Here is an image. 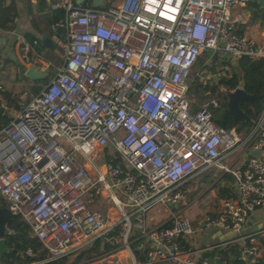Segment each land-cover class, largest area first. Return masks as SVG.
Here are the masks:
<instances>
[{
    "label": "built area",
    "instance_id": "2783aa9c",
    "mask_svg": "<svg viewBox=\"0 0 264 264\" xmlns=\"http://www.w3.org/2000/svg\"><path fill=\"white\" fill-rule=\"evenodd\" d=\"M82 2H60L67 17L52 28L67 32L66 40L54 36L63 64L0 129V196L11 215L23 217L50 259L100 239L102 247L116 245L105 254L126 247L127 264H214L204 253L217 247L258 264L264 230L246 232V225L264 206V107L242 137L214 121L219 98L199 109L190 98L191 71L204 52L222 63L264 60V32H248L254 0ZM22 41L21 59L33 66ZM214 169L234 176L237 195L195 226L183 185ZM104 202L115 203L118 219L103 212ZM159 204L177 210L151 225L149 211ZM206 228L233 236L188 246ZM15 233L6 225V238Z\"/></svg>",
    "mask_w": 264,
    "mask_h": 264
},
{
    "label": "trees",
    "instance_id": "16d2710c",
    "mask_svg": "<svg viewBox=\"0 0 264 264\" xmlns=\"http://www.w3.org/2000/svg\"><path fill=\"white\" fill-rule=\"evenodd\" d=\"M88 5L92 4V0H86ZM257 7V3H253ZM61 15H54L47 21V24L50 26L55 25L64 21L65 10H61ZM13 28V26H11ZM58 34L62 35L61 37L65 39V28L57 27ZM240 31H244L241 29ZM26 39L31 42L34 47L40 53L43 49L41 43H34L37 41L36 37L30 33L26 34ZM211 52H204L197 60L196 64L193 66L191 75H190V98L194 101V109H199L202 106L206 105L213 97L219 98L220 105L216 108H213V119L214 121L227 129L236 128L242 137L247 136L263 110L264 107V60L259 58H252L248 56L240 57L236 60V65H233L230 60H226L220 67L217 64V56L213 57L212 61H208ZM50 56L49 58H53ZM8 62L12 61L11 58L7 59ZM61 58L56 64H63ZM215 63L218 68L213 66L214 73H221L218 78H214L213 83L204 82L202 76L200 75L201 69L205 65H213ZM0 64H2V57L0 55ZM224 73V75L222 74ZM55 74V72H54ZM50 81V80H49ZM48 79H38L35 81L33 86L34 94H38L44 88V86L49 82ZM1 82V80H0ZM46 83V84H45ZM237 87H242L248 94H256L262 96L260 101H255L253 103L248 102L247 100H240L239 105L244 110V112L249 116L248 119L240 120L237 124H234V116L227 106H223V103L228 100V95L230 90L236 89ZM225 89V90H224ZM0 93L3 95V98L7 101L8 107H14L16 110H20L22 107V100L20 95L13 94L2 90L0 87ZM30 98V97H29ZM27 98L25 101L29 100ZM24 101V102H25ZM1 102V100H0ZM23 102V103H24ZM10 121V116L6 113L0 114V129L6 126ZM232 174H226V182H214L215 180L212 177L204 178L203 182L213 183V187L216 191V202L219 203L221 199L224 198H235L236 192L233 187L230 186V181H232ZM193 183V180L186 182ZM9 203L0 196V208L8 207ZM209 214H213L210 213ZM216 214V213H214ZM9 227L15 229L14 235H9L7 237V246L10 248V251L7 252L3 258V264H76L88 258L90 253L94 250H98L101 246V240L98 239L92 245V248L89 250H78L75 252L68 253L62 257L50 259L48 250L43 246L42 242L31 235V230L29 224L23 219L20 215L12 214L7 223ZM197 225V222H196ZM116 247L115 244L111 242H105L103 244V251H111ZM32 249V254H28L27 250ZM230 249H233L236 252V246H230ZM228 249L217 247L211 251L204 253L205 256L209 257L211 260H214V264H219L215 261L217 257L221 261H226L225 264H230L227 258ZM258 264H264V256Z\"/></svg>",
    "mask_w": 264,
    "mask_h": 264
},
{
    "label": "crops",
    "instance_id": "0c3cea01",
    "mask_svg": "<svg viewBox=\"0 0 264 264\" xmlns=\"http://www.w3.org/2000/svg\"><path fill=\"white\" fill-rule=\"evenodd\" d=\"M62 0H37V2H33L32 0H0V38H5L6 43H0V55L2 57V64H0V87L2 90H5L4 81L9 80L7 74H4V70H14L17 74L19 73L18 66L12 60L8 62V58H11L12 54H15L18 58L21 59V50L23 46L24 40L26 43L30 44L32 51H31V59L33 62V66L37 68L35 65L40 64V68H37L39 71L47 72L48 75L50 73V66L52 65V61L56 56L55 53H58L59 50L61 53L63 51L62 47L54 40V36L58 35L62 40L67 39V32H65V39H63L58 34V29L55 30L52 26L47 24L45 20L49 19L50 17L56 15H61V10H65L63 15L65 16L64 21L67 17L66 7H64L60 2ZM110 0H108L109 2ZM74 2H78V0H74ZM85 6L93 7L92 4L88 5L86 1L82 2ZM255 7V15L262 12L260 8L261 5L257 4ZM62 21V22H64ZM13 26V28H11ZM60 27V26H59ZM66 30V29H65ZM32 34L36 37L37 41H34L33 44L41 43L43 46L42 51L39 53L36 47L31 44L26 39V34ZM46 38L50 39L51 41H47L45 43ZM55 56L53 58H49L50 56ZM22 60V59H21ZM31 66V65H30ZM52 67V66H51ZM58 70V68H57ZM56 73V72H55ZM55 74H53L54 76ZM52 76V77H53ZM51 77V78H52ZM0 100L1 104L4 107V112L8 107L7 101L3 98V95L0 93ZM11 117V116H10ZM226 174L230 173H219V170H209L203 173H199L195 175L192 180H197L198 182V190L201 192L199 195L209 194L211 193L212 196L216 198V191L213 187V183H205L203 182L204 178L212 177L215 181L214 182H226ZM232 181H230V186L235 190V178L233 175ZM236 192V191H235ZM210 194V195H211ZM222 199L219 201L221 203ZM102 208H104V212L110 215L112 218H119V213L117 209H113L112 206L109 207L107 202L100 204ZM220 205V204H219ZM165 211L171 209V205L168 208L163 207ZM219 207L213 211L217 213ZM177 210V207L174 211ZM173 211V212H174ZM211 214V215H213ZM148 222L151 225L154 224H161L165 222L168 218L158 222L154 215L148 216ZM201 219V218H200ZM195 226H199V220H192ZM197 222V225H196ZM201 227H205L203 222L201 223ZM264 230V206L259 207L256 211H254L247 222L246 225V232L252 231H262ZM233 234L230 232H224L219 229H208L204 230L203 234H196L192 238L189 239L188 246L192 248L202 247L207 243H215L218 241H223L231 238ZM85 251V249H84ZM94 253V252H93ZM91 252V256L93 254ZM264 256V255H263ZM90 258V257H89ZM89 258H85L79 263L76 264H88L86 261ZM229 262L230 258L227 256ZM263 258V257H262ZM219 264H225L226 261H221L219 257L216 258ZM216 261V260H215ZM33 264V263H30ZM230 264H248L244 261H238L235 258H231Z\"/></svg>",
    "mask_w": 264,
    "mask_h": 264
},
{
    "label": "rangeland",
    "instance_id": "374dc122",
    "mask_svg": "<svg viewBox=\"0 0 264 264\" xmlns=\"http://www.w3.org/2000/svg\"><path fill=\"white\" fill-rule=\"evenodd\" d=\"M249 25L251 27V30H248V32L254 37L258 38L261 36L262 32H264V19L260 17L259 13H256V15L251 16ZM55 54L56 56L54 57L52 61V65H51L52 67L50 66L49 68L50 73L47 77H45L46 79H48V81L51 79L54 72H57V68H59L62 65V64L60 65L56 64L58 60L61 58V60L64 61L63 52L61 53V51L59 50V52ZM226 60H230L233 65H236V60H232L231 58H226ZM217 64H219L221 67L223 63L221 61H217ZM219 65L217 66L215 63H213V65L212 64L209 66L205 65L201 69L200 75L202 76V79L204 82L207 81V82L213 83L214 78L219 77L221 73L213 72V66L218 68ZM35 66L37 68H40V64H36ZM15 73L16 72L11 69L4 70V74H7V77L9 78V80L4 81V84L6 87L5 91L12 92L13 94H16V95H20L21 100L24 102L27 98L29 97L31 98L34 95L33 86L37 79L28 78L22 75L20 72L17 74ZM17 111L18 110H16L14 107L6 108V113L9 116L16 115ZM183 190L185 191V198L182 204L184 205V202L191 203L189 208L185 210L186 217H189L191 220H199L200 218H203L209 215V212L213 213V211L216 210L220 206L219 205L220 203L216 202L215 196H212L211 193L199 195L201 192H199L198 190L197 180L193 181V183L191 182L188 185H185L183 187ZM107 204L109 205V207L112 206L113 209H117L115 206V203L112 202V203H107ZM163 207L164 206L161 204L154 206L149 211V216L154 215L156 220L158 222H161L162 220L169 218L172 212L176 208V206H171V209L165 211ZM181 207L182 206H180L179 208ZM101 209L103 210V212L105 211L104 208L101 207ZM132 247L136 249L137 244H132ZM93 252L96 254V256L92 257L90 253L89 255L90 258L88 257L89 259L86 260L88 261V264H121V263L127 264L130 262V257H129L127 248L121 245H119L118 249L112 254L103 253L104 251L102 247H99L98 250H94Z\"/></svg>",
    "mask_w": 264,
    "mask_h": 264
},
{
    "label": "water",
    "instance_id": "95a60500",
    "mask_svg": "<svg viewBox=\"0 0 264 264\" xmlns=\"http://www.w3.org/2000/svg\"><path fill=\"white\" fill-rule=\"evenodd\" d=\"M86 0H78V2H82ZM107 0H92L93 7H104ZM259 2V4L264 7V0H254V3ZM249 11L252 16L255 15V6L251 5L249 7ZM260 17L264 19V10L261 12ZM47 41H51L50 39L46 38L45 43ZM0 43H6L5 38H0ZM11 59L16 63L18 66L19 72L31 79H44L48 76L47 72L39 71L34 66H28L24 63L20 58H18L15 54L11 55ZM262 96L256 94H248L244 88L237 87L234 91L230 92L228 95V100L223 103V106H227L231 113L234 116V124H237L240 120L248 119L249 116L244 112V110L240 107L239 101L240 100H247L250 103L255 101H260ZM4 113V107L0 103V114ZM251 154L255 157H260L261 150H253ZM11 210L9 207L0 208V262L3 259V256L10 251V248L7 246V238H6V225L10 219ZM90 246H87L85 250H89ZM218 262V260L216 259Z\"/></svg>",
    "mask_w": 264,
    "mask_h": 264
}]
</instances>
